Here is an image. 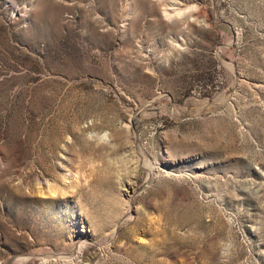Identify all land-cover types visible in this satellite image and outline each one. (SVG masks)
I'll list each match as a JSON object with an SVG mask.
<instances>
[{"label": "rangeland", "instance_id": "obj_1", "mask_svg": "<svg viewBox=\"0 0 264 264\" xmlns=\"http://www.w3.org/2000/svg\"><path fill=\"white\" fill-rule=\"evenodd\" d=\"M130 1L0 0V264H264V0Z\"/></svg>", "mask_w": 264, "mask_h": 264}, {"label": "bare ground", "instance_id": "obj_2", "mask_svg": "<svg viewBox=\"0 0 264 264\" xmlns=\"http://www.w3.org/2000/svg\"><path fill=\"white\" fill-rule=\"evenodd\" d=\"M126 1H127V8H130L131 1L130 0H126ZM183 12H185V9L182 10V9H177V7L175 8V4L174 3H167V2L163 3L162 2L161 4H159V13L164 18H168V19H171V20H176V19H179V18H181L183 16L182 15Z\"/></svg>", "mask_w": 264, "mask_h": 264}]
</instances>
